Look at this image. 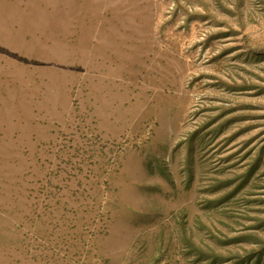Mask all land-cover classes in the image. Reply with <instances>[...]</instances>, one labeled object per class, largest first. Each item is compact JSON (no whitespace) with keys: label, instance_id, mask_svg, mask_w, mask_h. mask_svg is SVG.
<instances>
[{"label":"rangeland","instance_id":"374dc122","mask_svg":"<svg viewBox=\"0 0 264 264\" xmlns=\"http://www.w3.org/2000/svg\"><path fill=\"white\" fill-rule=\"evenodd\" d=\"M0 264H264V0H0Z\"/></svg>","mask_w":264,"mask_h":264}]
</instances>
